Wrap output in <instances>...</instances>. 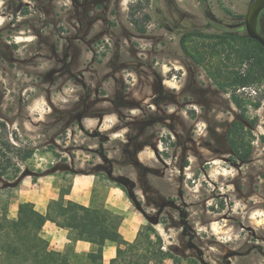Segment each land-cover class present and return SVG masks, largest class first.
<instances>
[{
  "label": "rangeland",
  "instance_id": "obj_1",
  "mask_svg": "<svg viewBox=\"0 0 264 264\" xmlns=\"http://www.w3.org/2000/svg\"><path fill=\"white\" fill-rule=\"evenodd\" d=\"M253 2L0 0V136L34 150L21 171L123 188L182 264H264V81L237 91L242 162L228 77L245 67L218 46L248 36Z\"/></svg>",
  "mask_w": 264,
  "mask_h": 264
},
{
  "label": "trees",
  "instance_id": "obj_2",
  "mask_svg": "<svg viewBox=\"0 0 264 264\" xmlns=\"http://www.w3.org/2000/svg\"><path fill=\"white\" fill-rule=\"evenodd\" d=\"M263 16L264 11L259 21V30L264 35L261 30ZM131 22L139 32L144 33L138 20L133 18ZM189 36L184 34L181 39L184 52L188 51L186 41ZM218 46L223 52L228 46L231 49L230 55L245 67L244 71H234L228 77L232 87H236L231 92V98L240 115L229 128L227 140L232 154L238 160L248 162L252 154V145L246 142L247 135L250 134L245 131L248 119L243 99L237 95V91L264 81V48L249 36L235 39L233 44L221 42ZM254 126L255 123L250 122V127ZM0 129L7 132L6 124L1 121ZM14 141L8 134L0 136V180L20 179L22 174L34 178L55 175L39 173L36 176L22 172L19 162L24 164L31 159L34 150L18 147ZM75 174L86 173H73ZM17 186L8 183L0 187V264H75L67 254L50 249L49 242L42 235L47 221L71 231L74 240H85L97 246L95 252L84 257V262L79 259L77 264H103L104 246L107 241L118 246L116 257L110 264H167V259L173 260V264H182L177 257H171L164 251V241L152 225L143 227L135 241L127 243L119 233L121 217L104 207L92 209L66 201V196L71 193V182L68 186L60 188V199L51 203L47 215L39 213L32 203H23L19 205L17 217L11 218L9 211L12 196L6 193Z\"/></svg>",
  "mask_w": 264,
  "mask_h": 264
},
{
  "label": "crops",
  "instance_id": "obj_3",
  "mask_svg": "<svg viewBox=\"0 0 264 264\" xmlns=\"http://www.w3.org/2000/svg\"><path fill=\"white\" fill-rule=\"evenodd\" d=\"M72 188L66 201L74 202L87 208L104 207L111 213L121 217L119 233L127 243H133L143 226L144 217L133 205L127 194L118 186L99 190L97 178L93 174H75L72 176ZM60 199V187L54 175L25 176L21 178L11 200V218H16L20 204L32 203L42 215H47L51 203ZM49 242L50 249L67 254L77 264L84 262V257L97 250V246L85 240H74L71 231L58 227L47 221L42 232ZM117 244L107 241L104 246L103 264H110L116 257Z\"/></svg>",
  "mask_w": 264,
  "mask_h": 264
},
{
  "label": "water",
  "instance_id": "obj_4",
  "mask_svg": "<svg viewBox=\"0 0 264 264\" xmlns=\"http://www.w3.org/2000/svg\"><path fill=\"white\" fill-rule=\"evenodd\" d=\"M264 11V0H254L248 9L245 19V28L247 35L260 43L264 48V35L259 30V21Z\"/></svg>",
  "mask_w": 264,
  "mask_h": 264
}]
</instances>
